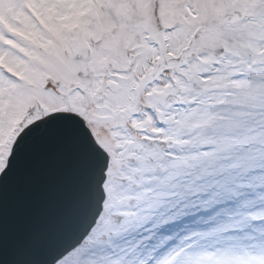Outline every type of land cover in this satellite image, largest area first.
<instances>
[{
    "label": "snow or ice",
    "instance_id": "obj_1",
    "mask_svg": "<svg viewBox=\"0 0 264 264\" xmlns=\"http://www.w3.org/2000/svg\"><path fill=\"white\" fill-rule=\"evenodd\" d=\"M0 264H264V0H0Z\"/></svg>",
    "mask_w": 264,
    "mask_h": 264
}]
</instances>
